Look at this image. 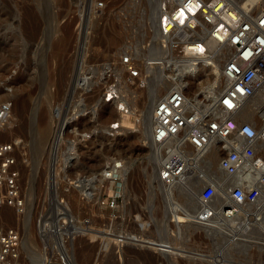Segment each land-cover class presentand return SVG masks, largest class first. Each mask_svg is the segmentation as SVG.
<instances>
[{
	"label": "rangeland",
	"instance_id": "rangeland-1",
	"mask_svg": "<svg viewBox=\"0 0 264 264\" xmlns=\"http://www.w3.org/2000/svg\"><path fill=\"white\" fill-rule=\"evenodd\" d=\"M96 1L0 0V99L11 97L16 112L0 139L18 138L28 195L33 172L38 175V194L47 195L49 148L57 130L61 132L56 156L58 195L69 188L65 179L78 175L95 178L98 193H113L116 183L105 182L101 174L109 159L125 160L117 207L120 218L115 226L109 225L110 218H116L112 209L98 201L99 194L85 198V183L72 190L77 220L91 218L87 224L78 222L77 236L67 244L72 264H264V203L240 206L228 222L219 220L209 228L193 222L204 183L220 176L214 171L215 157L205 178L187 183L188 190L177 187L166 192L158 183L161 160L156 166L151 148L142 145L149 140L142 116L151 102L153 81L145 89L124 86V98L133 100L127 104L130 112L125 119L118 112L120 100L104 102L109 82L125 79L120 56L130 50L142 57L146 53L140 47L157 41L152 20L155 0H107L99 11L94 8ZM261 1L260 8L264 7ZM235 3L238 6L239 0ZM62 39L65 49L57 46ZM222 71L221 65L201 70L204 88L193 87L195 99L199 94L210 96ZM163 73V78L172 75ZM163 94L164 90L158 96ZM131 113L138 119L131 118ZM111 118L123 122V134L90 137L98 130L104 132ZM138 125L141 133H129L128 127ZM40 206L45 207L43 202ZM19 215L2 206L0 224L23 229L22 251L30 264H40L46 253L36 226H21L25 216Z\"/></svg>",
	"mask_w": 264,
	"mask_h": 264
},
{
	"label": "built area",
	"instance_id": "built-area-1",
	"mask_svg": "<svg viewBox=\"0 0 264 264\" xmlns=\"http://www.w3.org/2000/svg\"><path fill=\"white\" fill-rule=\"evenodd\" d=\"M261 3V0L247 1L239 7L235 0H164L159 45H154L156 39L143 44L140 49L146 54L142 57L125 51L120 56L125 79L109 82L104 93L105 101L112 102L124 95V86L146 88L151 74L141 65L144 59L153 69L172 72L162 77L173 86L158 100L150 142L143 140L142 145L151 148L155 161L161 160L158 181L169 190L188 180L205 178V170L212 164L211 152L218 154L214 171L220 176L204 183L201 206L194 216L206 225H212L220 216H235L239 206L259 205L264 200V7L260 8ZM105 6L107 0H97L94 4L96 11ZM199 58H207L209 67L223 64L222 75L214 86L220 90L210 92L211 99L201 94L195 100L189 98L188 86L178 82L180 77L198 71ZM119 106L130 112L127 106ZM12 107L11 97L0 99V132ZM131 118L138 119L134 113ZM120 123L119 119L111 118L104 132L98 130L90 137L100 133L115 138L124 133L120 131ZM127 129L129 133L142 132L139 125ZM56 135L49 148L44 198L37 192L35 172L30 180L32 194L28 195V185L22 176L25 160L20 155L18 138L0 139V206H9L22 216L29 214L28 225L36 226L46 253L40 264H72L67 244L76 238L78 222H91V218L77 220L73 189L85 183V198L99 194L98 201L112 209L111 215L116 218L115 221L110 218V226H115L120 218L117 207L122 195L120 181L125 160L114 158L104 166L100 179L116 183L113 193L102 190L98 193L95 178L78 175L68 176L64 181L69 188L58 195L60 164L56 156L61 132L57 130ZM216 195L218 201H214ZM42 202L45 207L41 209ZM23 220L21 226H25ZM25 236L26 232L16 224H0V264H30L31 259L22 251ZM117 236L120 240V233Z\"/></svg>",
	"mask_w": 264,
	"mask_h": 264
},
{
	"label": "bare ground",
	"instance_id": "bare-ground-1",
	"mask_svg": "<svg viewBox=\"0 0 264 264\" xmlns=\"http://www.w3.org/2000/svg\"><path fill=\"white\" fill-rule=\"evenodd\" d=\"M247 1H254V2H257L258 0H239V4H238V6H245L246 5V2ZM163 2H164V0H155V5H154V16H153V18H152V20H153V30H154V36H155V38H157V39H159L160 37H161V34H160V31H159V21H160V17H161V15H162V4H163ZM30 14V13H29ZM66 45V43H65V41L62 39V40H60L59 42H58V47H59V49H63L64 48V46ZM65 49V48H64ZM133 53V52H132ZM134 55H136V56H138V54L137 53H133ZM119 57V56H118ZM212 62H213V60H211ZM197 62H199L198 63V71H194V72H190V73H188V75L186 76V77H184V78H182V77H180V79L178 80V82L179 83H183V84H185V85H187L188 86V89H187V95L189 96V98H191V99H194L195 100V95L194 94H192L193 93V87L194 86H202L203 88H204V82L203 81H201V77L202 76H200L201 75V70L202 69H205V68H209L211 71H212V69H216L217 67H218V65H221L222 67H223V64H221V63H215L213 66H211V67H209V66H207L208 65V61H207V58H199V59H197ZM120 65H121V70L123 71V72H125V69H124V67H123V64L120 62ZM141 65L147 70V71H149L150 72V74H151V72H154V75H155V77H153L152 79H151V76L149 77V80H148V86L147 87H149V85H150V83H152V81H153V83L150 85V87H149V89H150V95L149 96H151V98H150V105H149V107H148V109H147V113H145V115H143L142 116V118H143V122H144V132H145V135L147 136V138L149 139V142H150V139H151V136H152V125H153V114H154V111H155V109H156V106H157V103H158V100L163 96V95H165L167 92H169V90L172 88V86H173V83H171V82H168V81H166L165 79H163L162 78V76H163V71L162 70H160V69H157L156 71H155V69H153V68H151L150 67V65L149 64H147V62L145 61V59H144V61L143 62H141ZM196 67H197V65H196ZM216 73V72H215ZM203 74V73H202ZM125 75H126V72H125ZM204 76V75H203ZM190 78H193L191 81H193L192 83V86H190V82L188 81ZM198 78V79H197ZM86 81V80H85ZM126 85V84H125ZM132 86V85H131ZM146 87V88H147ZM137 88V87H136ZM138 89H140V88H138ZM143 89H145V88H143ZM108 90V89H107ZM164 90V94L162 95V96H158V94L159 93H161L162 91ZM217 91L218 89H216V87H214L213 89H211L210 91H209V93L210 92H213V91ZM211 94L212 93H210V96H211ZM209 96V99H211V97ZM118 100H120V105H122V106H127V104H129V103H133V100H131V101H128L127 102V100L124 98V95H122V94H120V97H118V98H115V99H113V101H112V103L113 102H116V101H118ZM104 102L105 103H109V104H111V102H106L105 101V99H104ZM208 104V103H207ZM118 107V112L120 113V114H122V119L124 118L125 119V116L129 113V112H124V110H121V108H120V106L118 105L117 106ZM13 108V107H12ZM13 110H14V108H13ZM11 111V113H10V115L6 118V120L3 122L4 123V127H3V130L0 132V136L3 134V132H5L6 130H8L9 128H10V123H12V120H13V118L14 117H16V112H15V110L14 111ZM247 117V116H246ZM115 120V119H114ZM120 124H121V127H120V129L121 128H123L124 127V124H123V122L120 120ZM62 141V140H61ZM73 145V144H72ZM212 153V158L213 157H215V160H218V154L217 153H214L213 151L211 152ZM109 160H112V159H109ZM108 160V161H109ZM107 161V162H108ZM153 162L155 163V165L156 166H158V163H159V160L158 161H155V160H153ZM160 166V165H159ZM159 166L157 167V168H159ZM127 167V166H126ZM125 166H123V168H122V174H124L125 173ZM104 170V169H103ZM102 175V174H101ZM199 180H201V179H199ZM210 180H211V178H210ZM100 181V180H99ZM157 181H158V177H157ZM198 181V180H197ZM96 182H98V181H96ZM190 182V184H192L193 185V183H192V181H190V180H188L187 182H186V184H184V183H182V184H178V185H176V186H174V187H172V188H170L171 190H173V189H175V188H182L183 190H188L189 189V187H188V185H187V183H189ZM113 183H115V182H113ZM158 183H160L159 181H158ZM101 185V184H100ZM100 185H98V186H100ZM161 185V184H160ZM94 186V185H93ZM187 187V188H186ZM163 188L165 189L164 191H169V189H167V188H165L164 186H163ZM86 189V188H85ZM84 189V190H85ZM113 189V187H111V190ZM105 191V190H104ZM200 197H201V194H200ZM215 201H218L219 200V197H218V195H216L215 196ZM200 202H201V200H200ZM262 203H264V200H262L261 201ZM2 206H6V205H2ZM2 206H0V207H2ZM244 206V205H243ZM8 207V206H7ZM238 208H241L240 206L238 207ZM20 216V215H19ZM195 216V215H194ZM193 216V217H194ZM230 217H232V216H230ZM230 217H223V216H220V218H218V219H216V221H219V220H224L225 222H228L227 221V219L228 218H230ZM195 219V218H194ZM215 220V219H214ZM28 221H29V214L28 213H26V215H25V226L27 227V225H28ZM193 222H195V223H197L198 225H201V226H206L207 228H209L210 226L212 227L213 225H210L209 227H208V225H206V224H203V223H201V222H198V221H196V220H193ZM211 229V228H210ZM228 234V233H227ZM232 236V235H231ZM26 237V236H25ZM24 240V239H23ZM232 242V241H231ZM23 243V242H22Z\"/></svg>",
	"mask_w": 264,
	"mask_h": 264
}]
</instances>
